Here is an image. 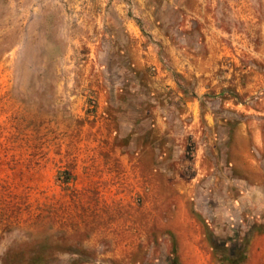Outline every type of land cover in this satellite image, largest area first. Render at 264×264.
Here are the masks:
<instances>
[{"label": "rangeland", "instance_id": "1", "mask_svg": "<svg viewBox=\"0 0 264 264\" xmlns=\"http://www.w3.org/2000/svg\"><path fill=\"white\" fill-rule=\"evenodd\" d=\"M37 254L264 264V0H0V264Z\"/></svg>", "mask_w": 264, "mask_h": 264}, {"label": "crops", "instance_id": "2", "mask_svg": "<svg viewBox=\"0 0 264 264\" xmlns=\"http://www.w3.org/2000/svg\"><path fill=\"white\" fill-rule=\"evenodd\" d=\"M255 142L256 145L259 146V148H261L262 145V140H261V135H259V133H255ZM245 160L248 162L247 165H243V168H247V169H256V165H254V160H251L250 158L245 157Z\"/></svg>", "mask_w": 264, "mask_h": 264}, {"label": "trees", "instance_id": "3", "mask_svg": "<svg viewBox=\"0 0 264 264\" xmlns=\"http://www.w3.org/2000/svg\"><path fill=\"white\" fill-rule=\"evenodd\" d=\"M176 259H178L177 255H176ZM47 260H48V256L45 254H37V255H34V258H32V262H34L35 264H46ZM8 263H9V260L7 258L5 264H8ZM174 264H178V263H174Z\"/></svg>", "mask_w": 264, "mask_h": 264}]
</instances>
